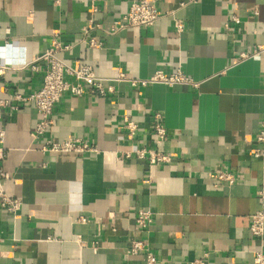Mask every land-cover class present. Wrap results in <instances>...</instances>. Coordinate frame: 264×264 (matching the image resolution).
<instances>
[{
    "label": "crops",
    "instance_id": "1",
    "mask_svg": "<svg viewBox=\"0 0 264 264\" xmlns=\"http://www.w3.org/2000/svg\"><path fill=\"white\" fill-rule=\"evenodd\" d=\"M133 1L0 0V65L8 68L0 96L17 107H6L1 118L0 168L9 177L0 182L20 201L16 212L0 202V264H146L144 254L130 252L140 238L159 264H252L264 250V237L249 229L264 188V153H254L264 152V54L235 61L264 44V0H155L163 16L154 26L108 33ZM175 18L184 21L182 32ZM90 22L99 25L91 34L101 48L82 41ZM54 37L70 46L62 59L91 64L105 78L181 71L193 83L124 81L104 96L66 92L53 125L34 139L40 114L14 96L40 88L46 63L34 60ZM125 118L137 125L132 138ZM67 138L97 151L41 150L46 140ZM139 148L175 157L150 165L136 156ZM221 172L236 181L221 180ZM140 209L152 212L146 228L136 222Z\"/></svg>",
    "mask_w": 264,
    "mask_h": 264
},
{
    "label": "built area",
    "instance_id": "2",
    "mask_svg": "<svg viewBox=\"0 0 264 264\" xmlns=\"http://www.w3.org/2000/svg\"><path fill=\"white\" fill-rule=\"evenodd\" d=\"M191 1L197 2L198 0ZM92 11L97 12L98 8L93 6ZM162 16L163 13L155 0H135L129 4L128 10L124 15L112 23L111 27L107 29V32L113 34L126 27L154 26ZM231 21L234 23H240V18L237 16H231ZM229 25L230 23L227 22L226 26L229 27ZM95 26L99 25H94L90 22L83 26L82 41L92 48H101L103 43L91 34V30H93ZM174 26L178 32H182L185 28L184 21L179 18H175ZM68 48H70V46L61 44L59 40L54 37L51 47L45 52V54L38 56L34 60L35 62L43 60L46 63L43 82L40 88L26 96L22 94H16L14 96L18 101L33 103L40 114V119L32 130V136L34 139L40 138L46 134L47 130L53 125L54 107L66 92H69L74 96H82L84 94L104 96L115 91V83L124 81L130 82L133 86L148 85L155 82H162L169 86L177 83H193V81L186 77L181 71L166 74L162 70H159L152 77L139 79L129 78L125 73L121 72L116 77L105 78L98 75L95 67L91 64H74L73 62L62 59L59 54ZM261 54H264V44H258L251 52H242L235 61ZM32 68L34 70L40 69L37 64H33ZM7 69V66L0 65V76H2ZM2 91L3 90H0V93ZM6 91L7 89H5V92ZM10 106V101L0 96V158L5 156L4 149L1 147V144L5 139V130L1 127V118L3 110ZM11 109H17V107L11 106ZM155 116L157 119V124L155 126L156 135L163 139L166 137V129L159 123L161 115L156 114ZM125 122L127 128L130 130L129 137L132 138L137 125L127 118H125ZM258 139L264 141V128L260 131ZM41 150L43 152L53 153L76 152L82 154L85 152L97 151V148L80 138H67L60 142L46 140L41 144ZM135 153L138 158L146 160L150 165L169 164L175 157V154L172 152H162L153 148H139L135 150ZM254 153L256 156H261L264 152L261 149H255ZM8 177L9 175L0 168V180ZM219 178L228 181L230 184H233L237 179L234 174L229 172H221ZM149 181V179H146V182ZM258 196L262 203V209L251 215L249 229L253 237L262 240L264 237V188L259 190ZM0 202L1 206L6 207L13 212H16L20 206L19 199L8 196L3 189L1 182ZM152 221L151 211L140 209L137 212L136 222L140 228L148 227ZM130 252L133 255L144 254L146 257V264L160 263L159 258L156 254L151 252L148 241L144 238L134 240L130 245ZM192 264H204V259H197ZM252 264H264L263 248L256 250Z\"/></svg>",
    "mask_w": 264,
    "mask_h": 264
}]
</instances>
